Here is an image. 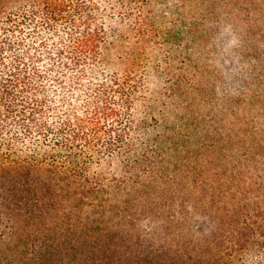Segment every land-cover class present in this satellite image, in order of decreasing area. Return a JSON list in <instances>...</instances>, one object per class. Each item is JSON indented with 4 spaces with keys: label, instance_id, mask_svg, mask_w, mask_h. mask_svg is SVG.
Returning <instances> with one entry per match:
<instances>
[{
    "label": "trees",
    "instance_id": "obj_1",
    "mask_svg": "<svg viewBox=\"0 0 264 264\" xmlns=\"http://www.w3.org/2000/svg\"><path fill=\"white\" fill-rule=\"evenodd\" d=\"M120 19L146 16L0 0V264H264V0H219L244 78H219V180L147 144L145 74L106 63Z\"/></svg>",
    "mask_w": 264,
    "mask_h": 264
},
{
    "label": "rangeland",
    "instance_id": "obj_2",
    "mask_svg": "<svg viewBox=\"0 0 264 264\" xmlns=\"http://www.w3.org/2000/svg\"><path fill=\"white\" fill-rule=\"evenodd\" d=\"M123 2L126 9L138 4L145 23L139 28L134 22H115L105 56L111 72L145 74L149 90L138 106L145 120L141 133L147 144L163 145L160 153L167 149V155L188 158L194 170L213 166L219 180V78L233 86L244 82L241 50L234 55L239 36L227 26L219 41V0ZM219 52L221 62L233 54V63L219 68ZM147 149L145 144L140 148L143 154ZM172 187L164 189L175 193Z\"/></svg>",
    "mask_w": 264,
    "mask_h": 264
}]
</instances>
